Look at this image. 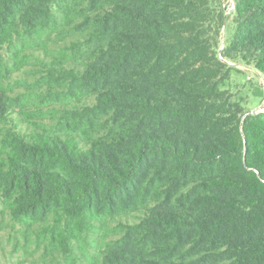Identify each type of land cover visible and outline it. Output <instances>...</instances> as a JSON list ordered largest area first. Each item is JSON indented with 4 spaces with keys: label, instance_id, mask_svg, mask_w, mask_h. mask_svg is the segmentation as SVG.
<instances>
[{
    "label": "trees",
    "instance_id": "1",
    "mask_svg": "<svg viewBox=\"0 0 264 264\" xmlns=\"http://www.w3.org/2000/svg\"><path fill=\"white\" fill-rule=\"evenodd\" d=\"M237 66L264 78V0H0L12 254L264 264V96Z\"/></svg>",
    "mask_w": 264,
    "mask_h": 264
},
{
    "label": "rangeland",
    "instance_id": "2",
    "mask_svg": "<svg viewBox=\"0 0 264 264\" xmlns=\"http://www.w3.org/2000/svg\"><path fill=\"white\" fill-rule=\"evenodd\" d=\"M230 37V31L223 32V39ZM248 68V67H247ZM237 66L236 72L233 75V83L242 88L244 95L248 96V108L250 110L259 107L262 104L264 96V78L257 76L256 73L250 68ZM1 211V207H0ZM0 215V264H40L38 262L39 255L35 257H25L22 252L12 254V246L9 242V233L12 231L10 228L1 226Z\"/></svg>",
    "mask_w": 264,
    "mask_h": 264
},
{
    "label": "built area",
    "instance_id": "3",
    "mask_svg": "<svg viewBox=\"0 0 264 264\" xmlns=\"http://www.w3.org/2000/svg\"><path fill=\"white\" fill-rule=\"evenodd\" d=\"M264 111V103L261 107H259L255 112H263Z\"/></svg>",
    "mask_w": 264,
    "mask_h": 264
}]
</instances>
